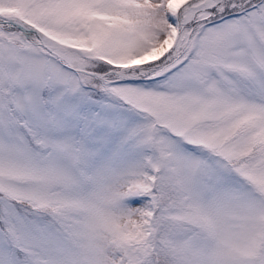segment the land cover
<instances>
[{"label":"snow or ice","instance_id":"1","mask_svg":"<svg viewBox=\"0 0 264 264\" xmlns=\"http://www.w3.org/2000/svg\"><path fill=\"white\" fill-rule=\"evenodd\" d=\"M0 264H264V0H0Z\"/></svg>","mask_w":264,"mask_h":264}]
</instances>
